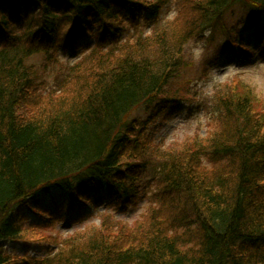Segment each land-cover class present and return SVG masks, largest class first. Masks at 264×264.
I'll use <instances>...</instances> for the list:
<instances>
[{
    "label": "trees",
    "instance_id": "1",
    "mask_svg": "<svg viewBox=\"0 0 264 264\" xmlns=\"http://www.w3.org/2000/svg\"><path fill=\"white\" fill-rule=\"evenodd\" d=\"M167 2L0 0V264H264V113L244 98L229 102L221 111L229 120L235 113L231 128L179 159L168 151L153 162L149 130L173 109L201 105L195 79L179 80L188 64L183 37L220 28L226 40L219 51L243 59L253 53L250 36L264 54V0H201L195 26L173 33L170 49L159 38L155 59L125 57L75 97L40 94L44 78L32 54L94 57L124 36L125 22L158 20ZM238 15L237 24L246 18L254 28L250 34L227 26ZM205 159L227 162L209 171ZM145 173L157 186L158 211L170 208L163 217L155 212L160 226L141 237L96 230L58 244L43 260L4 251L8 242L25 252L34 245L21 228L31 213L47 217L34 205L37 195L47 209L66 206L69 216L100 195L122 207L144 193ZM187 235L193 245L184 248Z\"/></svg>",
    "mask_w": 264,
    "mask_h": 264
},
{
    "label": "rangeland",
    "instance_id": "2",
    "mask_svg": "<svg viewBox=\"0 0 264 264\" xmlns=\"http://www.w3.org/2000/svg\"><path fill=\"white\" fill-rule=\"evenodd\" d=\"M167 1L158 20H147L145 23L125 22L124 36L118 41L104 45L103 51L100 54L97 53V56L84 55L81 58L75 53H52L51 55L43 51L32 54L28 60L34 63L36 70H40V76L44 78L45 84L42 90L37 89L36 93L40 91L41 96L46 97L47 92L53 91L54 94L57 93L51 96L53 101L63 93H67L70 98L75 97L93 88L97 79L104 74L108 76L125 57L129 59V62L141 60L139 57L144 54L156 58V42L159 38L163 39L162 42L166 43L168 48L171 47L169 42L172 34L189 32L195 26L194 23L199 16L197 5L201 0ZM238 17L239 15L234 18L229 16L226 20L227 26L230 29L236 26L239 33L246 34L249 31L248 34H250V30H254L252 25L247 23L245 17L243 23L237 24L235 19ZM261 26L264 29V21ZM204 32L205 34L198 33V30L194 29L183 37L185 41L183 59L188 61V64L187 67H182L179 73V80L189 79L190 84L197 82L201 105L198 106V103L192 102L187 104L186 111H182L181 108L173 109L164 116L166 119L159 120L154 127L150 126L152 143L150 148L153 151V153L150 152V156L153 162L164 158L160 157L161 153L168 151L173 152L174 158L179 159L193 146L208 143L215 134L220 132L224 134L231 128L232 120L235 118V113L232 112V120H229L228 115L225 114L226 111L224 109L221 111V108L229 102L233 105L235 101H241V98H244L250 104L247 105L248 108L251 106L256 112H260L259 114L264 113V54L261 49H258L260 46L255 43L257 39L246 36L245 42L253 44V53L246 55L243 59H237L234 53L230 55L216 49L219 42L223 43L226 40L220 28ZM239 33L235 34L236 38L239 37ZM94 49L95 46H92V50ZM106 51L110 53L106 55ZM93 58L101 59V62L96 61L98 65H95ZM39 104L41 103L36 106ZM32 108L34 109V106ZM205 160H203L204 167L209 171H215L218 166L227 162V160L217 161L214 164ZM147 180H149V174L145 173L141 179L144 193L142 192V195L130 204L119 207L117 201L106 200L100 195L81 211L70 216L66 206L59 209H47V199L39 194L33 199L34 205L45 208L47 217L31 213L21 228L23 238L34 245L25 252L21 245L8 242L4 251L13 255L26 256L29 259L43 260L53 254L58 244L61 246L70 238L83 241L92 231H114L121 235L123 232L130 231L133 236L143 235L151 224L153 227L160 226L154 213L162 217L166 216L169 207L165 203V209L158 211L161 202L159 204L155 201L158 198L155 195L157 186L154 182L149 185ZM152 213L155 218L153 217L154 221L150 222ZM139 224L146 225L137 230ZM184 238L187 244L184 248L193 245L188 241L189 235Z\"/></svg>",
    "mask_w": 264,
    "mask_h": 264
}]
</instances>
